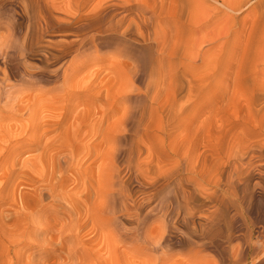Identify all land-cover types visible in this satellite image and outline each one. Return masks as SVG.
Here are the masks:
<instances>
[{
	"label": "bare ground",
	"instance_id": "bare-ground-1",
	"mask_svg": "<svg viewBox=\"0 0 264 264\" xmlns=\"http://www.w3.org/2000/svg\"><path fill=\"white\" fill-rule=\"evenodd\" d=\"M95 2L0 0V34L6 30L0 35V111L14 114L22 91L35 87L52 63L61 64L49 73L53 89L69 94L74 65L105 41L114 43L117 54L133 60L121 68L130 80L122 91L133 101L127 116L136 123L135 135L139 128H153L140 126L150 108L160 138L147 147L134 140L117 154H124L126 171L132 174L153 164L161 171L162 162H169V168L152 177L156 192L147 201L166 191L160 217L173 226L187 225L198 208L197 193L214 184L210 226L229 209L236 212L233 222L240 221L243 203L257 192L264 197V0ZM4 9L14 12L11 20H2ZM248 10L249 16L240 18ZM66 30L75 33V41L45 43L46 37ZM34 55H40V68L28 62ZM138 81L142 89L134 85ZM149 96L167 101L149 102ZM168 139L175 144H167ZM121 173L117 168L112 186L126 200L128 183ZM255 175L259 180L251 186ZM105 193L97 188L108 208L115 198ZM260 247L262 254L253 257V264H264V244Z\"/></svg>",
	"mask_w": 264,
	"mask_h": 264
},
{
	"label": "rangeland",
	"instance_id": "rangeland-1",
	"mask_svg": "<svg viewBox=\"0 0 264 264\" xmlns=\"http://www.w3.org/2000/svg\"><path fill=\"white\" fill-rule=\"evenodd\" d=\"M13 14L4 9L2 20ZM76 37L66 30L46 37L45 43H69ZM116 52L114 43L105 41L79 60L69 74V94L53 89L49 73L61 64L52 63L35 87L22 91L14 114L0 111V264H236L237 259L253 264L264 244V197L259 192L243 203L242 214L239 209L240 221L233 222L236 212L229 209L210 226L207 216L215 209L210 197L216 187L208 184V192L197 193L198 208L189 224L173 226L160 217L166 191L147 201L156 192L152 177L169 168V162H162L161 171L156 164L136 174L126 171L124 154L117 152L134 140L147 147L160 139L153 126L159 121L148 108L140 126L153 128H139L135 135L136 123L127 116L133 101L122 91L130 80L121 68L133 60ZM38 57L28 58L34 68L42 66ZM66 60L63 65L71 57ZM134 85L143 88L140 81ZM117 168L128 183L126 200L112 186ZM257 180L253 176L251 186ZM97 188L107 198L113 194L108 208Z\"/></svg>",
	"mask_w": 264,
	"mask_h": 264
}]
</instances>
